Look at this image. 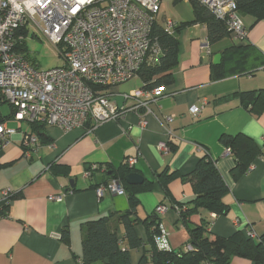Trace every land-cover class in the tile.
<instances>
[{
	"label": "crops",
	"instance_id": "obj_1",
	"mask_svg": "<svg viewBox=\"0 0 264 264\" xmlns=\"http://www.w3.org/2000/svg\"><path fill=\"white\" fill-rule=\"evenodd\" d=\"M169 1L173 3L171 13L160 12L158 23L165 25L171 19L180 25L194 18L189 0ZM242 18L247 36L238 39L231 33L210 45L211 54L204 48L208 38L205 23L183 27L178 34L179 62L172 70L173 78L147 107L129 108L124 117L93 128L46 126L47 141L39 138V146L28 150L20 135L11 138L0 150V205H8L0 216V264H80L85 223L103 216H111L120 246L129 250L131 264H137L150 248L149 233L143 223H136L134 229L144 244L140 248L128 245L120 216L130 207V190L114 194L105 189L98 194V188L112 179L126 185L125 179L115 176L128 157L137 158L132 171L144 176L143 183L154 182L150 191L136 194L138 217L146 218L164 206L158 213L171 249L184 247L190 239L188 228L179 222L177 203L191 199L194 190L190 182L178 177L170 182L166 195L158 175L166 169L188 173L206 153L215 159L228 186L225 200L230 205L226 215L213 214L210 232L228 237L251 229L258 237L264 234V94L254 109L241 97L243 92L264 89V17L257 21L251 15ZM230 47L234 51L226 55L224 50ZM218 53L222 54L220 62L225 59L226 68L234 73L214 81L211 71ZM203 99L207 102L194 115L191 107L202 105ZM225 133L245 134L263 149L237 179L232 173L234 155L220 141ZM161 143L170 145L168 154L160 149ZM56 165L69 172L56 173ZM94 166L97 168L87 176ZM57 195L62 200L52 199ZM205 215V211L194 214L191 223L201 224ZM230 264L258 263L235 256Z\"/></svg>",
	"mask_w": 264,
	"mask_h": 264
},
{
	"label": "built area",
	"instance_id": "obj_2",
	"mask_svg": "<svg viewBox=\"0 0 264 264\" xmlns=\"http://www.w3.org/2000/svg\"><path fill=\"white\" fill-rule=\"evenodd\" d=\"M199 1L224 20L238 39L247 36L235 0ZM161 4L162 0H0V106L8 102L17 121V127H11L0 110V150L16 135H20L25 150L39 146L34 124L70 130L91 122L88 128H93L124 117L129 108L147 107L150 100L160 97L165 91L163 85L149 89L141 86L118 96L110 87L137 77L144 64L159 60L162 49L153 29ZM31 24L55 46L63 58L62 65L42 69L17 49L25 40L20 31ZM177 25L168 19L164 26L168 33H174ZM204 44L211 54L208 39ZM206 102L203 99L202 105H193L192 113L198 115ZM22 121L30 129L24 130ZM159 147L165 154L171 150L167 143ZM126 162L132 168L137 158L128 157ZM96 168H90L86 175L91 176ZM105 189L125 193L118 179L100 186L98 194ZM8 195L5 192V198ZM52 199L62 200V196ZM156 210L162 213L165 207ZM247 234L258 238L251 229ZM157 244L161 249H171L162 225Z\"/></svg>",
	"mask_w": 264,
	"mask_h": 264
},
{
	"label": "trees",
	"instance_id": "obj_3",
	"mask_svg": "<svg viewBox=\"0 0 264 264\" xmlns=\"http://www.w3.org/2000/svg\"><path fill=\"white\" fill-rule=\"evenodd\" d=\"M182 0H174L178 4ZM194 18L191 21L177 25L174 33H168L165 26L156 22L153 29V36L159 42L162 53L159 60L152 64H144L139 71V77L143 87L154 88L164 85L172 80V70L179 62L180 30L194 23H205L208 28L209 45L216 43L231 34L224 20L217 18L211 10L199 0H189ZM238 12L243 15H251L255 20L264 17V0H235ZM26 33V30L20 31ZM235 47L226 48L224 53L234 51ZM19 51L27 50L25 40L19 43ZM25 55L31 60L28 54ZM236 58V56H232ZM225 60V59H224ZM224 60L218 64H212V80L225 78L233 71L226 68ZM263 90L246 91L241 94L247 107L255 108L262 97ZM92 125L88 122L86 128ZM46 125H32L42 141L46 140ZM220 141L234 155L236 164L232 169L233 176L237 179L245 174L256 157L262 154V147L251 137L245 134H222ZM1 167V166H0ZM56 173L69 172V169L61 166H54ZM133 167L128 164L119 169L115 177L123 180L132 172ZM181 177L184 181L192 184L194 196L183 202H178L180 218L179 222L184 224L189 232L190 239L180 249H161L157 244V237L160 232V215L158 212L139 218L137 209L139 200L138 192L150 191L154 182H145L142 185H129L126 183L125 190H130V207L121 216L120 222L125 225L127 243L130 247L140 248L144 241L138 237L134 229L136 223H143L148 229L149 238L147 244L150 246L145 250L137 264H230L235 256H242L264 264V234L257 239L251 238L247 230H238L234 234L224 237L210 232V226L214 221L213 214L226 215L230 205L226 202L228 186L218 170L215 159L208 153L201 157L196 167L188 172L164 170L158 175V182L166 195L170 194L169 184L172 180ZM132 190V191H131ZM16 196V195H15ZM7 204L0 205V216H3ZM205 211L201 224L193 225L191 216ZM111 216H103L89 220L85 223L82 240V255L80 264H131L128 249L120 246L121 240L117 232L110 225ZM191 245L192 249L187 246Z\"/></svg>",
	"mask_w": 264,
	"mask_h": 264
},
{
	"label": "rangeland",
	"instance_id": "obj_4",
	"mask_svg": "<svg viewBox=\"0 0 264 264\" xmlns=\"http://www.w3.org/2000/svg\"><path fill=\"white\" fill-rule=\"evenodd\" d=\"M171 6H173L172 1L164 0V3L161 7L162 13L168 12L171 13ZM189 9H191L189 5ZM167 15V16H169ZM25 44L27 50H24L23 53L28 54L31 60L42 69H49L52 67L60 66L63 64V58L59 54L55 46L45 37L41 29H39L34 24H31L27 27L26 33L24 34ZM142 81L139 77H134L129 81L117 85L115 87V96H118L120 93L129 92L132 88H140ZM111 91H112V88ZM109 88V89H110ZM0 110L3 116H8L10 120L13 119V107L8 103H2ZM23 122V129L28 130L29 126L26 124V121ZM11 127L17 126V121H10Z\"/></svg>",
	"mask_w": 264,
	"mask_h": 264
},
{
	"label": "water",
	"instance_id": "obj_5",
	"mask_svg": "<svg viewBox=\"0 0 264 264\" xmlns=\"http://www.w3.org/2000/svg\"><path fill=\"white\" fill-rule=\"evenodd\" d=\"M222 54L218 53L215 55L213 62L215 64L220 63ZM125 181L130 185L142 184L145 180L144 176L136 171H132L125 176Z\"/></svg>",
	"mask_w": 264,
	"mask_h": 264
}]
</instances>
